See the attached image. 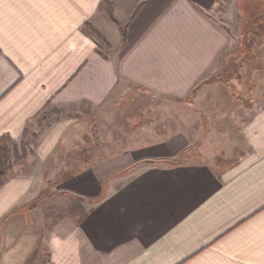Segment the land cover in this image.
<instances>
[{"label":"crops","instance_id":"obj_1","mask_svg":"<svg viewBox=\"0 0 264 264\" xmlns=\"http://www.w3.org/2000/svg\"><path fill=\"white\" fill-rule=\"evenodd\" d=\"M236 3L0 0V138L65 113L0 187L5 264H264V62ZM157 98L163 127L125 147Z\"/></svg>","mask_w":264,"mask_h":264},{"label":"rangeland","instance_id":"obj_2","mask_svg":"<svg viewBox=\"0 0 264 264\" xmlns=\"http://www.w3.org/2000/svg\"><path fill=\"white\" fill-rule=\"evenodd\" d=\"M264 4V0H246L242 2L241 0H237L236 3V11H235V17L233 19H230V24L236 25L238 27H241L240 29L243 31H249L247 34H234V36L237 38V40L240 43H244L247 48L254 49L253 51H256V53H259L262 56L261 61L264 62V29L263 30H251L254 28V26L257 25L254 24L252 21H249L250 15L252 12L257 9L258 4ZM245 25V26H244ZM244 27V28H243ZM252 31V32H250ZM263 32V33H262ZM254 59V56H253ZM246 63H248L249 59L245 57ZM244 60V61H245ZM255 60V59H254ZM253 60V61H254ZM259 61V60H258ZM255 64V61L254 63ZM248 67L246 66V72ZM242 73L243 69L241 70ZM258 75V74H256ZM255 81L257 88L263 89L264 83L260 80ZM202 85V84H201ZM200 85V86H201ZM156 100V109L153 111H149V113H140L139 115H136V118L129 122V125H127L125 121V128L122 130L123 135V142L124 146L126 147L127 143L131 141V138L129 137L132 134V129L130 128H136L137 126H141V131L139 132L141 135L146 134L147 131L151 132L153 128H158L155 130V132L160 131V127H163L164 125V113L160 109L162 106H164V99H155ZM177 100V99H174ZM172 103V109L176 111L175 109L179 110V107L181 106L180 101H175ZM190 100V99H189ZM170 104L169 102H166V104ZM184 103V102H182ZM65 116V113L63 110H44L38 117V123L35 125L33 130L29 129L25 132L23 135V138L20 139L17 142L12 141H5L0 140V165L4 173L7 174H16V173H25L28 172L36 167V160L34 157V149L35 144L38 141V138L44 130L49 127L53 122H55L57 119L62 118ZM166 117V116H165ZM174 116L172 115V118ZM175 118V117H174ZM87 124V123H86ZM84 125V126H83ZM81 128L78 131V134L76 135L74 139V143L71 144V147H69L70 153H85L89 151L90 149L84 148V142L86 140H92L95 142L97 140V134L99 132H102L101 129L98 128V122H92L87 125L81 124ZM129 126V127H128ZM146 127V129H144ZM157 136V137H156ZM156 139L160 137V135H156ZM150 137H154V134ZM82 141V142H81ZM98 143V142H96ZM108 148H116L119 146H115V142L113 141L111 144H108ZM114 145V146H112ZM67 148V147H66ZM93 149V148H92ZM96 151L100 150V147L98 144L94 148ZM102 150V148H101ZM20 247V246H19ZM13 252V251H12ZM2 252H0V264H5V256L3 255L1 257ZM8 258V257H7Z\"/></svg>","mask_w":264,"mask_h":264},{"label":"trees","instance_id":"obj_3","mask_svg":"<svg viewBox=\"0 0 264 264\" xmlns=\"http://www.w3.org/2000/svg\"><path fill=\"white\" fill-rule=\"evenodd\" d=\"M249 21H252L254 24L257 23V25L254 26L253 29H251L252 31L254 29L255 30H257V29L263 30L264 29V4H262V3L258 4L257 9H255V11L251 13ZM252 31H250V32H252ZM248 32L249 31H243L242 34H247ZM241 45H242L241 46V52H244V47H245L244 45L245 44L241 43ZM0 140H5V139L0 138ZM5 180H6V174L4 173V171L2 170L1 165H0V187L3 185Z\"/></svg>","mask_w":264,"mask_h":264}]
</instances>
